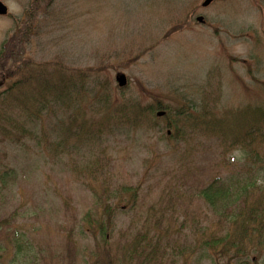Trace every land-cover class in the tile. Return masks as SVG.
<instances>
[{"label":"rangeland","instance_id":"1","mask_svg":"<svg viewBox=\"0 0 264 264\" xmlns=\"http://www.w3.org/2000/svg\"><path fill=\"white\" fill-rule=\"evenodd\" d=\"M2 1L0 49L20 43L0 51V68L29 56L92 78L77 95L89 131L60 133V151L52 139H17L11 121L0 128V264H92L82 218L126 184L139 187L138 203L119 217L115 254L145 228L173 264H264L261 228L231 258L199 244L240 209L255 211L252 228L264 222V0ZM16 19L30 23L19 32ZM15 80L0 78V93ZM194 111L204 119L191 121ZM210 185L228 189V202L197 196Z\"/></svg>","mask_w":264,"mask_h":264},{"label":"trees","instance_id":"2","mask_svg":"<svg viewBox=\"0 0 264 264\" xmlns=\"http://www.w3.org/2000/svg\"><path fill=\"white\" fill-rule=\"evenodd\" d=\"M30 23V22H28ZM28 23L22 20L16 19V31L20 32V29L28 27ZM20 43L19 41L5 42L0 51L3 55L11 53L15 50V47ZM3 55L0 56L3 57ZM8 68L5 65H1L0 78L8 79L15 75L16 80L9 85L8 89L0 93V100L11 99L12 112L10 115L1 110L0 104V128H6V122L11 121L16 125L19 130L16 134L17 139L30 137L33 140L49 139L57 143V149L60 151V133L63 134V140L71 136L73 131L74 135H81L85 131H89L88 127H85V122L81 121V114L78 111L80 100L82 97H77L82 93V87L88 89L91 76L83 71H70L60 69V64L56 62L40 63L32 57L27 56L18 62L14 63V68L8 69V76L6 70ZM12 73V75H10ZM12 94L9 92L13 90ZM15 98V99H13ZM75 100V101H74ZM10 101V100H9ZM8 101V104H9ZM73 107V112L68 113L66 120L60 118L59 110L64 108ZM23 107H26L23 109ZM18 109L22 110L24 114L23 119H19ZM193 114V113H192ZM16 115V116H15ZM191 115V114H190ZM198 117L201 121L203 118L200 114H194L190 117L192 121L193 117ZM218 117L213 115L212 119ZM252 117L241 116L242 121L253 127L255 124L250 121ZM53 120V121H52ZM51 121V122H50ZM216 121V120H215ZM217 122V121H216ZM53 124V128L47 129L46 124ZM67 123L73 126L64 127L62 124ZM192 123V122H190ZM42 124V127L38 130L37 125ZM61 126V127H60ZM218 130V129H216ZM102 131V130H101ZM98 132L102 140L104 132ZM254 133V132H253ZM253 133L249 134V138L255 136ZM40 135H43L39 137ZM51 142V141H50ZM120 193V194H119ZM139 187L126 184L121 188L120 192L111 193L107 204H95V209L89 211L85 218H82L85 222V226L88 224L90 230L89 237L92 238L95 247L91 252L92 264H173V253H168L161 249L160 239H156V236L149 234L145 228H142L136 236H133L131 242L122 246V250L117 254L114 253L112 241L115 227L118 223L119 217L122 213H127L123 210L129 206L136 207L138 203ZM203 196L211 206H215L219 202H228V197L231 194L228 189L223 190L217 185H210L203 189L201 193L197 195ZM97 196V195H96ZM125 198V204H122V200ZM98 199H101L98 197ZM237 197H235V200ZM211 206V207H212ZM255 212V211H254ZM252 212L250 215L242 212L240 209L230 223L220 224L224 225L220 234L213 231H206L201 234L203 240H199L201 248L211 247L215 249L213 252L217 253L219 257L228 256L231 258V252L238 243V239L246 233L258 234L259 229H264V222L261 224L253 225L250 223H257L255 214ZM209 216H206V220ZM213 217H211V220ZM243 226L242 230H238V226ZM234 226H237L234 228ZM234 228V229H233ZM251 228V229H250ZM234 230V231H233ZM245 236V235H244ZM251 242V241H250ZM219 249L217 251L216 249ZM241 250H246L244 247H239Z\"/></svg>","mask_w":264,"mask_h":264},{"label":"water","instance_id":"3","mask_svg":"<svg viewBox=\"0 0 264 264\" xmlns=\"http://www.w3.org/2000/svg\"><path fill=\"white\" fill-rule=\"evenodd\" d=\"M213 0H206L204 5H209ZM8 12L7 6L0 0V15L6 14ZM117 80L121 83V85L125 84V76L121 73L118 75Z\"/></svg>","mask_w":264,"mask_h":264},{"label":"bare ground","instance_id":"4","mask_svg":"<svg viewBox=\"0 0 264 264\" xmlns=\"http://www.w3.org/2000/svg\"><path fill=\"white\" fill-rule=\"evenodd\" d=\"M93 35H94V38H95V39H98V37L100 36V33H98L97 31H95V32L93 33ZM161 72L164 73L165 71H162V70H161ZM192 113H193V114H194V113L199 114L200 112H196V111H194V112H192ZM190 124H191V123H188V125H190ZM205 170H206V169H205Z\"/></svg>","mask_w":264,"mask_h":264}]
</instances>
